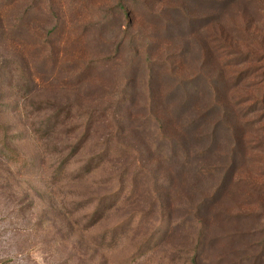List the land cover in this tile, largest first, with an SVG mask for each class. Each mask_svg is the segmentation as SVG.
I'll return each mask as SVG.
<instances>
[{
  "label": "rangeland",
  "instance_id": "1",
  "mask_svg": "<svg viewBox=\"0 0 264 264\" xmlns=\"http://www.w3.org/2000/svg\"><path fill=\"white\" fill-rule=\"evenodd\" d=\"M193 253L264 264V0H0V264Z\"/></svg>",
  "mask_w": 264,
  "mask_h": 264
},
{
  "label": "trees",
  "instance_id": "2",
  "mask_svg": "<svg viewBox=\"0 0 264 264\" xmlns=\"http://www.w3.org/2000/svg\"><path fill=\"white\" fill-rule=\"evenodd\" d=\"M79 144V142H77V143H73L71 146H70V150L71 151H75V150H77L78 151V149H77V145ZM109 150V148H107L106 150H105V153L107 152ZM11 151V153H13L14 154V152H13V150H10ZM76 151V152H77ZM14 157V156H13ZM15 159H16V157H15ZM18 159V158H17ZM87 165H89V163H85L83 166H80L79 168H77V173H78V175H81L80 173H85V172H88V171H92V168L90 167V166H87ZM94 167H96V166H94ZM62 169V168H61ZM132 190L130 189L129 190V193H128V195H127V197L129 198V197H131L132 196ZM109 197V196H108ZM108 199V198H107ZM104 206V205H103ZM90 220H93V218L92 219H90ZM124 225V223H122V226ZM120 230H121V228H120ZM115 231V232H114ZM113 233H117V230H114L113 229ZM195 255L196 254H192V258L190 259V264H197V262H196V258H195Z\"/></svg>",
  "mask_w": 264,
  "mask_h": 264
}]
</instances>
